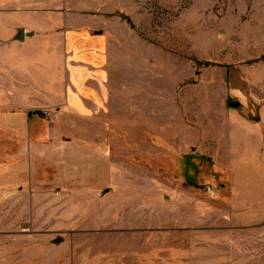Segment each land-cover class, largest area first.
I'll return each mask as SVG.
<instances>
[{"label":"rangeland","instance_id":"1","mask_svg":"<svg viewBox=\"0 0 264 264\" xmlns=\"http://www.w3.org/2000/svg\"><path fill=\"white\" fill-rule=\"evenodd\" d=\"M0 2L6 32L43 14L103 25L112 79L108 161L87 188H63L62 170L0 186V264H264V181L240 179L258 205L236 212L230 168L218 173L197 143L241 117L264 128V0ZM11 91L0 88V114ZM26 153L0 134V164Z\"/></svg>","mask_w":264,"mask_h":264},{"label":"crops","instance_id":"2","mask_svg":"<svg viewBox=\"0 0 264 264\" xmlns=\"http://www.w3.org/2000/svg\"><path fill=\"white\" fill-rule=\"evenodd\" d=\"M3 14L0 12V51L6 46L16 54L8 61L5 53L0 56V88H12V109L0 114V134L24 140L27 153L22 154V162L0 164V186L22 182L21 176L34 183L46 172L53 175L62 170L66 171L63 188L85 189L86 183L100 174L102 160H107L101 159L100 153L112 131L104 126L112 84L110 37L103 25L93 26L70 15L43 14L35 20V28L22 30L24 34L14 29L6 32ZM45 109L59 111L58 120L29 129L26 123L34 117L44 119L38 112ZM235 123L238 126L200 133L197 143L204 144L218 173L230 168L226 173L232 192L229 205L242 212L240 209L258 205L250 193L253 187L246 191L240 179L250 183L258 177L257 181H264V128L243 117ZM176 134L179 142L177 129ZM261 203L264 213V198Z\"/></svg>","mask_w":264,"mask_h":264},{"label":"built area","instance_id":"3","mask_svg":"<svg viewBox=\"0 0 264 264\" xmlns=\"http://www.w3.org/2000/svg\"><path fill=\"white\" fill-rule=\"evenodd\" d=\"M42 117L50 122L57 120L60 116L59 111L53 109H45L40 112Z\"/></svg>","mask_w":264,"mask_h":264},{"label":"water","instance_id":"4","mask_svg":"<svg viewBox=\"0 0 264 264\" xmlns=\"http://www.w3.org/2000/svg\"><path fill=\"white\" fill-rule=\"evenodd\" d=\"M22 34H24V32ZM237 106H238V103H233L232 104V107H237Z\"/></svg>","mask_w":264,"mask_h":264}]
</instances>
